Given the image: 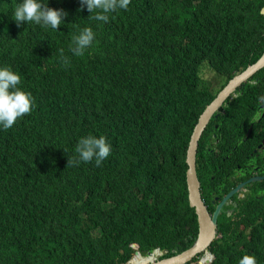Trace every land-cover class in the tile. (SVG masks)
Returning <instances> with one entry per match:
<instances>
[{
  "label": "trees",
  "instance_id": "1",
  "mask_svg": "<svg viewBox=\"0 0 264 264\" xmlns=\"http://www.w3.org/2000/svg\"><path fill=\"white\" fill-rule=\"evenodd\" d=\"M21 2L0 0V67L20 74L34 107L0 127V264H125L132 243L142 255L167 250L161 258L190 247L198 224L185 155L214 97L203 74L228 79L257 61L264 0H130L107 23L88 19L80 0H43L67 13L57 31L17 27ZM84 27L95 39L73 56L72 37ZM88 135L104 136L111 154L99 166H66ZM249 211L218 220L208 264H239L244 255L264 264V196ZM145 263L135 255L129 264Z\"/></svg>",
  "mask_w": 264,
  "mask_h": 264
},
{
  "label": "flooded vegetation",
  "instance_id": "2",
  "mask_svg": "<svg viewBox=\"0 0 264 264\" xmlns=\"http://www.w3.org/2000/svg\"><path fill=\"white\" fill-rule=\"evenodd\" d=\"M205 70L206 89L214 93V97L199 116L239 73L227 79L226 75ZM260 70L228 90L199 137V140L202 137V153L196 169L202 174V178H198L200 193L210 214L220 205L216 215L217 237L221 235L218 233L219 219L227 216L234 221L244 213L249 215L252 200L264 196V178L251 180L264 177V100L260 99L264 97V70ZM229 192L232 194L227 197ZM200 255L194 258L198 260Z\"/></svg>",
  "mask_w": 264,
  "mask_h": 264
},
{
  "label": "clouds",
  "instance_id": "3",
  "mask_svg": "<svg viewBox=\"0 0 264 264\" xmlns=\"http://www.w3.org/2000/svg\"><path fill=\"white\" fill-rule=\"evenodd\" d=\"M80 3L81 10L86 7L90 13L88 19L107 23L109 21L108 14L116 12L118 9L127 10L130 0H80ZM93 13L95 14L92 15ZM66 17L65 11L48 7V4L43 0H22L17 4L13 13V20L17 27L26 22L50 27L56 31L64 23ZM95 35L96 33L91 27L80 29L79 33L72 37V44L69 48L71 54L77 57L83 56L86 49L91 47ZM58 51L61 62L64 65H69L70 59L64 55V50L59 49ZM19 85H21L20 74L8 66L0 67V127L3 130L12 128L19 119L30 114L33 110L34 97L30 92L22 90ZM99 87L103 89L102 80L99 81ZM260 99L264 100V97ZM75 153L77 157H67L66 166H78L81 161L88 163L93 159L99 166L111 154V145L104 136L96 138L88 135L78 141ZM133 244L137 243H132L131 247ZM159 256L161 258L163 255ZM239 264H257V261L254 255H244Z\"/></svg>",
  "mask_w": 264,
  "mask_h": 264
},
{
  "label": "water",
  "instance_id": "4",
  "mask_svg": "<svg viewBox=\"0 0 264 264\" xmlns=\"http://www.w3.org/2000/svg\"><path fill=\"white\" fill-rule=\"evenodd\" d=\"M261 13L264 14V6L261 8ZM263 66L264 51L256 62L252 63L250 66H247L244 70L237 73L231 80H229L223 92L219 94L216 98H214V100L201 113L190 134L185 155V162L187 164V168L185 170V178L188 203L190 207L194 208L198 224V231L194 243L190 247L182 250L181 252L157 260L156 257L159 255L164 256L167 250H160L159 248H156L149 255H142L138 250V245L133 244L132 247L135 249V251L131 256L130 260L126 262V264H129L135 255L148 259L145 264H186L199 253H201L199 259L195 263L193 262L189 264H208L211 262V260L213 259V255L208 250V248L211 242L215 238H217L216 215L220 205L213 214H210L207 210L206 204L202 200L195 162L198 140L209 117L219 105L221 100L224 99V96L228 92V90L232 88L233 85L236 86L248 75L252 74L254 71L259 68H262ZM262 178L264 177H254L251 180H260ZM232 192H229L227 197H229Z\"/></svg>",
  "mask_w": 264,
  "mask_h": 264
},
{
  "label": "bare ground",
  "instance_id": "5",
  "mask_svg": "<svg viewBox=\"0 0 264 264\" xmlns=\"http://www.w3.org/2000/svg\"><path fill=\"white\" fill-rule=\"evenodd\" d=\"M139 258L143 259V261H145V262L148 260V259L142 258V257H140V256H139Z\"/></svg>",
  "mask_w": 264,
  "mask_h": 264
},
{
  "label": "rangeland",
  "instance_id": "6",
  "mask_svg": "<svg viewBox=\"0 0 264 264\" xmlns=\"http://www.w3.org/2000/svg\"><path fill=\"white\" fill-rule=\"evenodd\" d=\"M203 67H207L206 65L205 66H203ZM210 74V73H209ZM209 74H207V75H209Z\"/></svg>",
  "mask_w": 264,
  "mask_h": 264
}]
</instances>
